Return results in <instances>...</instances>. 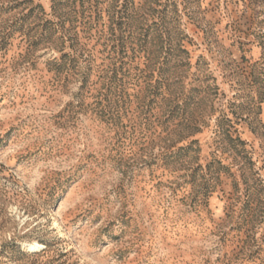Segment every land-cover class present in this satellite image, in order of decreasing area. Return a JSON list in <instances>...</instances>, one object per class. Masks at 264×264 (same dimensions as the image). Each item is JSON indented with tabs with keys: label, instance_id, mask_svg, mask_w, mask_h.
<instances>
[{
	"label": "rangeland",
	"instance_id": "1",
	"mask_svg": "<svg viewBox=\"0 0 264 264\" xmlns=\"http://www.w3.org/2000/svg\"><path fill=\"white\" fill-rule=\"evenodd\" d=\"M0 264H264V0H0Z\"/></svg>",
	"mask_w": 264,
	"mask_h": 264
},
{
	"label": "bare ground",
	"instance_id": "2",
	"mask_svg": "<svg viewBox=\"0 0 264 264\" xmlns=\"http://www.w3.org/2000/svg\"><path fill=\"white\" fill-rule=\"evenodd\" d=\"M31 247H32V249H37L38 248V245H37V243H35L34 245H31Z\"/></svg>",
	"mask_w": 264,
	"mask_h": 264
}]
</instances>
